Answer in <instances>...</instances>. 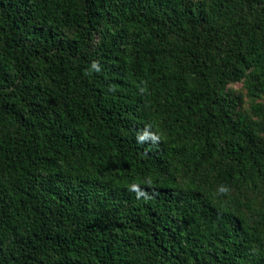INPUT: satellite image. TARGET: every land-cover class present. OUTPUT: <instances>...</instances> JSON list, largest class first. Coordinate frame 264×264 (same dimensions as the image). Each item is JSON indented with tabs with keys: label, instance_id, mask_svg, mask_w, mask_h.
<instances>
[{
	"label": "trees",
	"instance_id": "trees-1",
	"mask_svg": "<svg viewBox=\"0 0 264 264\" xmlns=\"http://www.w3.org/2000/svg\"><path fill=\"white\" fill-rule=\"evenodd\" d=\"M238 83L264 0H0V264H264Z\"/></svg>",
	"mask_w": 264,
	"mask_h": 264
},
{
	"label": "rangeland",
	"instance_id": "rangeland-1",
	"mask_svg": "<svg viewBox=\"0 0 264 264\" xmlns=\"http://www.w3.org/2000/svg\"><path fill=\"white\" fill-rule=\"evenodd\" d=\"M232 90L240 97L241 99V104L240 107L244 111L250 110L251 105L256 101V102H262L264 103V97L258 100H254L252 97L248 96L247 90L245 86L241 83L235 84L231 86Z\"/></svg>",
	"mask_w": 264,
	"mask_h": 264
},
{
	"label": "clouds",
	"instance_id": "clouds-1",
	"mask_svg": "<svg viewBox=\"0 0 264 264\" xmlns=\"http://www.w3.org/2000/svg\"><path fill=\"white\" fill-rule=\"evenodd\" d=\"M130 190H134V191H137L138 194H139V189H138V186L136 185H133L132 188ZM222 192L226 191V189H221Z\"/></svg>",
	"mask_w": 264,
	"mask_h": 264
}]
</instances>
